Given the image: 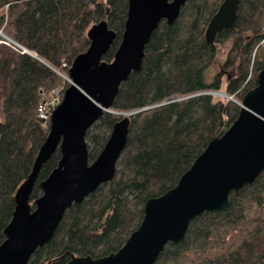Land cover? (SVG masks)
Masks as SVG:
<instances>
[{"label": "trees", "instance_id": "1", "mask_svg": "<svg viewBox=\"0 0 264 264\" xmlns=\"http://www.w3.org/2000/svg\"><path fill=\"white\" fill-rule=\"evenodd\" d=\"M222 1L191 0L175 23L163 21L154 31L142 69L130 75L113 112L86 136L93 161L122 118L118 113L134 112L115 178L73 205L52 240L28 264H67L74 257L117 252L141 224L147 200L175 187L209 142L235 121L238 103L204 94L223 86V72L209 82L207 71L219 45L231 39L223 68L234 72L225 83L226 93L241 100L257 85L264 62L253 52L264 40V0H240L232 29L209 44L205 30ZM128 6L129 0H0V28L53 68L0 44V244L15 210V193L49 132L37 109L44 93L62 81L54 69L63 70V64L70 65L88 49L87 32L101 21L117 35L103 58L111 62L122 41ZM174 96L186 99L166 103ZM60 159L58 150L43 166L32 202L42 195L40 183ZM263 209L264 172L232 192L226 210L194 219L185 240L169 243L156 264H264Z\"/></svg>", "mask_w": 264, "mask_h": 264}, {"label": "water", "instance_id": "2", "mask_svg": "<svg viewBox=\"0 0 264 264\" xmlns=\"http://www.w3.org/2000/svg\"><path fill=\"white\" fill-rule=\"evenodd\" d=\"M190 1L129 0L122 41L111 62L103 58L116 39L115 31L106 21L90 27V45L73 60L68 71L72 84L52 114L31 173L15 193V210L0 244V264H28L52 240L73 205L115 178L134 112L118 113L122 118L93 161L87 133L106 113L113 112L121 86L142 69L146 46L160 23H175ZM239 5L240 0L222 1L205 30L207 43L214 44L219 34L232 29ZM260 59L264 62V48ZM239 105L232 125L209 142L177 185L147 200L141 224L117 252L99 258L74 257L67 264H156L169 243L185 240L194 219L226 210L232 192L253 184L264 172V68L257 75V85L244 94ZM58 150L59 164L40 183L42 195L32 202L39 174Z\"/></svg>", "mask_w": 264, "mask_h": 264}, {"label": "built area", "instance_id": "3", "mask_svg": "<svg viewBox=\"0 0 264 264\" xmlns=\"http://www.w3.org/2000/svg\"><path fill=\"white\" fill-rule=\"evenodd\" d=\"M0 34L2 35V37L7 40V42L4 41H0V44H4L10 48L15 49V51L21 53V54H27L29 55V53H27L28 51L26 49H24L21 45H19L18 41H16L15 39H13L12 37H9L8 35H6V33L4 32L3 28H0ZM264 48V40H262L260 42V44H258L253 52V56L254 57H260V50ZM64 67L66 68H70V66H68L67 64H64ZM58 75L62 76L64 78V80H66L69 84H71L72 80L71 78L68 76H63L61 74L58 73ZM65 90V85L61 86L59 88H52L51 90L47 91L46 93H44L41 102L38 105V117L41 120L43 126L45 127H49L51 124V118H52V114L54 112V110L61 104L62 100H63V91ZM204 94H209L212 96H223L222 92L220 91H206L204 92ZM225 97V96H224ZM228 98V97H227ZM186 99L185 97H179V96H174L172 98H170L168 100L169 101H182ZM233 99V98H230ZM240 104V103H239Z\"/></svg>", "mask_w": 264, "mask_h": 264}, {"label": "rangeland", "instance_id": "4", "mask_svg": "<svg viewBox=\"0 0 264 264\" xmlns=\"http://www.w3.org/2000/svg\"><path fill=\"white\" fill-rule=\"evenodd\" d=\"M6 35H8V34H6ZM9 36V35H8ZM10 37V36H9ZM0 41H4V42H7V40H5L3 37H2V35L0 34ZM19 43V45H21L24 49H26L28 52L27 53H29V56H33V58L34 57H37V58H40V59H42L39 55H37L36 53H34V52H32L30 49H28L26 46H24V45H22L20 42H18ZM231 48H232V40L230 39V40H228V41H226L225 43H221L220 45H219V53H218V55H217V57H216V59L214 60V62H213V64L211 65V67L208 69V71H207V79H208V81L209 82H211L212 80H213V78H214V76L216 75V74H218V73H220V72H223L224 73V78H223V86H222V89L220 90V92H223L224 94H226L227 95V97H224V96H215L216 98H220V99H223L224 101H228V100H232V101H234V102H236V103H241V101H242V99L240 100H238V98L237 97H233V96H231V95H229V94H227L226 93V86H225V83L227 82V79L229 78V77H231V75L233 74V72H234V69L233 68H229V67H226V68H223L224 66H225V63H226V60H227V56H228V54H229V51L231 50ZM13 49V48H12ZM13 50H15V49H13ZM44 62H46L44 59H42ZM49 66H50V64L48 63V62H46ZM72 64V63H71ZM71 64L70 65H68V66H70L71 67ZM50 68H52L51 66H50ZM52 70H53V68H52ZM54 71L56 72V73H59V74H61V75H63V76H68L69 75V73H68V71H69V68H66V67H64V64H63V70L61 71V70H55L54 69ZM61 77V79H62V81L60 82V84H58L57 86H56V88H59V87H61V86H64L65 85V90L63 91V97H64V93H65V91H66V89L71 85V84H69L66 80H64V78L62 77V76H60ZM70 77V76H69ZM72 83V82H71ZM230 98H233V99H230ZM183 101V100H182ZM167 102H168V100H167ZM170 102H176V100H173V101H169V103ZM178 102H181V101H178ZM112 110H113V108H112ZM116 112V111H115ZM125 114H128V113H125ZM257 208V206L256 205H254V210ZM250 213H252V211H250ZM263 214H264V209H263Z\"/></svg>", "mask_w": 264, "mask_h": 264}, {"label": "bare ground", "instance_id": "5", "mask_svg": "<svg viewBox=\"0 0 264 264\" xmlns=\"http://www.w3.org/2000/svg\"><path fill=\"white\" fill-rule=\"evenodd\" d=\"M61 71H62V69H61ZM223 93V92H222Z\"/></svg>", "mask_w": 264, "mask_h": 264}]
</instances>
